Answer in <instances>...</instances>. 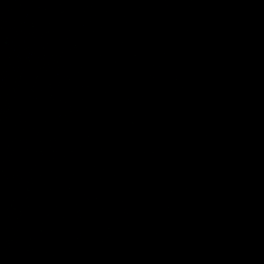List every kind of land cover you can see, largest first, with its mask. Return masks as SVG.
<instances>
[{
	"label": "water",
	"instance_id": "1",
	"mask_svg": "<svg viewBox=\"0 0 264 264\" xmlns=\"http://www.w3.org/2000/svg\"><path fill=\"white\" fill-rule=\"evenodd\" d=\"M0 264H264V0H0Z\"/></svg>",
	"mask_w": 264,
	"mask_h": 264
}]
</instances>
